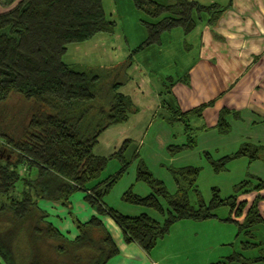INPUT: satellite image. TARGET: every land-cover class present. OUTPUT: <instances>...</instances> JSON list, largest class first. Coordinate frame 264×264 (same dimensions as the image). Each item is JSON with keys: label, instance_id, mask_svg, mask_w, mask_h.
Wrapping results in <instances>:
<instances>
[{"label": "trees", "instance_id": "1", "mask_svg": "<svg viewBox=\"0 0 264 264\" xmlns=\"http://www.w3.org/2000/svg\"><path fill=\"white\" fill-rule=\"evenodd\" d=\"M131 1L145 16L141 23L147 35L134 55L150 47H161L163 35L167 33L181 30L185 37L189 36L204 19L215 28L233 6V0L225 7L205 6L193 0H170L169 4L154 0ZM104 4L105 0H0V6L10 7L0 14V105L13 95L31 105L30 114L15 119L11 136L0 134L3 143L0 156L5 155L0 158V198H4L0 199V216L8 215L6 218L11 219L7 221L6 232H19L20 236L9 235L12 237L8 239V249L0 250L6 264H107L118 254L98 218L77 225L79 238L67 242L47 222L48 214L38 207L41 201H57L69 208L71 197L78 191L87 194V204L95 208L99 216L108 215L113 219L126 245H136L147 255L169 235L175 224L217 220L216 212L222 208L230 211L223 222L237 227V237L252 238L255 229L264 226V217L259 211L264 197L258 195L250 206L247 201H239L240 195L264 191V181L260 179L256 184L240 183L236 194L226 199L218 189H213L212 199L206 204L197 187L201 168L169 167L177 189L171 195L165 184L149 171L136 149L133 150L132 141L126 140L107 157L94 154L105 132L126 124L137 112L131 97L119 92L124 83L116 82L103 89L97 75L64 60L70 46L88 44L100 35L114 34L116 24L107 18ZM188 78V75L179 80L168 77L166 85L163 84L166 91L161 94V107L169 116L162 115L161 119L170 127L180 125L185 137L184 144L167 147L170 156L194 151L199 136L210 130L203 119L214 102L183 112L164 100L172 96L171 88L175 84H188ZM28 115L32 116L25 124ZM229 118L239 121L241 115L222 108L215 125L219 135L231 133ZM201 120L199 125L194 124ZM203 157L212 171L219 174L239 159H247L250 164L264 163V146L244 143L236 153L220 160L207 152ZM112 160L119 162L118 172L103 183H97ZM134 162H137V182L147 185L151 194L143 198L130 189L122 196V201L155 211L163 217L162 224L147 215L125 217L104 206V198ZM88 230H98L102 237L93 240ZM3 231L0 234L5 233ZM241 245L245 251L261 247L248 242ZM18 246L25 255L20 254ZM238 261L258 264L264 262V257L246 261L243 254H236L218 264Z\"/></svg>", "mask_w": 264, "mask_h": 264}, {"label": "crops", "instance_id": "2", "mask_svg": "<svg viewBox=\"0 0 264 264\" xmlns=\"http://www.w3.org/2000/svg\"><path fill=\"white\" fill-rule=\"evenodd\" d=\"M9 8L1 5L0 14L7 12ZM215 30L217 33L214 32ZM217 34L225 38L226 42L216 38L217 36L214 35ZM182 42L190 46L188 48L190 53H181L179 62L173 63L179 68L175 71L177 74L173 78L179 80L188 75L189 83L175 84L171 88L172 96L164 97V100L177 105L183 112H189L201 105L214 102L213 108L204 113L203 123L210 130L199 137L197 150L191 153H181L173 158L167 154L164 156L163 152L165 153L169 145L184 143L171 144L172 132L164 123L157 121L162 111L161 94L166 91L163 84L166 85L165 79L169 76L158 77V74L152 75V72L148 73L146 82L142 81V84L138 82L134 85L137 92H134V97L131 99L137 112L130 116L126 124L105 132L94 149L96 156L107 157L113 154L123 142L130 140L133 143V150L136 149L147 167L156 171L153 172L156 179L164 184L170 183V178L165 172L158 171L162 163H184L185 167H188L192 166L191 163L194 165L196 159L200 160L204 152L211 154L215 160H220L236 153L243 143L264 146V0H233L232 8L219 20L217 28L212 29L204 19L192 34L182 39ZM162 46L158 48L161 49ZM195 50L198 53H191ZM171 54L173 53H167L164 56L168 57ZM166 60L163 59L164 64ZM222 108L235 110L241 115L239 121L228 119L231 133L227 136L219 135L215 130L218 114ZM151 136L146 147V141ZM244 160L239 162H243L241 164L244 165L246 164ZM262 164L258 163V168L252 175L264 181L262 178L264 165ZM133 166L134 164L126 173L128 174L127 180L124 182L121 180L104 198V206L125 217L137 218L147 215L162 224L163 217L158 213L154 214L156 212L153 210L128 205L122 201V196L133 187H135V192L132 190L133 193L139 197L144 198L151 194L148 189L136 190L137 183L133 182L135 178ZM118 169L113 165L111 171L106 172L105 177H100L97 183H103L115 176ZM249 182L256 184L255 181ZM173 185L175 184H170L168 188L165 184L171 195L177 191L176 186ZM197 187L200 191L198 181ZM258 195L264 197V191L240 196L255 199ZM86 196L87 194L83 191L73 194L69 208L61 206L57 201H41L38 207L48 214L47 222L67 242H74L79 238L80 232L77 225L98 218L118 250V254L107 264H218L223 261L220 259L226 261L230 256L227 258L225 255L221 258L218 253L213 252L230 246L237 240L235 235L237 227L233 225L236 231L230 229L229 224L231 223L223 222L224 219L219 216L217 220L205 222L182 221L175 224L169 235L158 243L150 255H147L136 245H126L123 233L113 219L108 215L99 216L96 209L87 204ZM193 196L191 198L195 200ZM252 203H248L249 206ZM263 209L264 200L259 204L260 214L264 217ZM239 221L242 222V219ZM209 223L212 225H207ZM88 231L93 240L102 237V233L98 230ZM260 246L263 247L261 244ZM245 259L246 261L251 260L246 257ZM233 264L244 263L238 261ZM258 264H264V262Z\"/></svg>", "mask_w": 264, "mask_h": 264}, {"label": "rangeland", "instance_id": "3", "mask_svg": "<svg viewBox=\"0 0 264 264\" xmlns=\"http://www.w3.org/2000/svg\"><path fill=\"white\" fill-rule=\"evenodd\" d=\"M154 1L161 4L170 3V0H154ZM193 1H196L205 6H210L215 4L220 7H225L229 2V0H193ZM104 8L107 18L115 22L116 24L114 34L100 35L88 44L70 46L68 53L64 59L65 62L73 66L90 70L93 74L97 75L100 78L99 83L100 86L103 87V89L104 88L108 89L112 84H115L116 82L124 83V85L120 88L119 92L131 98L134 97V92H137L134 85H136L138 82H140V84H142V81L146 82L148 78V73L150 72H152V75L154 73L158 74V77L160 76H164V78L166 76L175 77V75L177 74L175 71H178L179 68H177L174 64L175 63L177 64L179 62L181 58V53H190V51H188L189 50L188 48H190V46H188V44L186 46V44H183L182 42V39H185V37L181 32V30H177L172 33H167L163 35V40H162L163 46L161 49L158 47H150L144 50L143 52H141L139 55H134L133 54L134 51L146 40V36H147L146 31L141 23V21L145 19V16L141 14L139 11H137L131 0H105ZM217 26L218 24L216 25L215 28H217ZM214 32L217 33L216 30ZM214 36H217L216 38H218L220 41L225 40L226 42V39L223 38L221 35L217 34ZM167 53H173V54H171L168 57L164 56L167 55ZM191 53H198V51L195 50L194 52ZM162 58L167 59L165 61V64L163 63L164 61ZM172 64L173 67L171 66ZM30 109H31L30 104L26 103L21 97L15 95H13L6 103L0 105V134L11 136V133L14 132V128L16 125L15 119L16 118L21 119L22 117H24V115L26 116L27 114H30L29 113ZM162 115L167 117L169 116L168 111H166L164 108H162L161 114L158 117L157 121L159 123H164V125H166V127L172 132L173 141L171 144L185 143V137L182 135L183 134L182 127L178 124L175 125L174 127H170L165 120L161 119ZM31 116L32 115H28L26 117L25 124L29 123ZM208 122L210 121L208 120ZM200 123H202V121L199 122L196 121L194 124L199 125ZM152 136L148 137L146 141V147L148 146V142L152 138ZM0 145H3V143L0 142ZM196 150L197 149H195L194 151ZM194 151H187L183 153L184 154L191 153ZM166 152L167 149L165 153L163 152L164 156H166L167 154L171 158L175 157V156H170L168 152L167 153ZM2 157L5 158V155L0 156V158ZM243 160L244 159L237 160L236 162H234L233 165L228 166L227 171L219 174H215L212 171L211 166L204 159L203 154L201 155L200 160L196 159V161H194L195 162L194 165L191 163L192 166H188V167L201 168V174L198 178L199 179L198 184L200 186L199 189L201 192L202 199L206 203H209L211 201L213 189H218L222 198H228L236 194V186L239 185L240 183L245 181H256L258 179L254 177L252 174L256 172L255 169L258 168V163L260 162L263 163V162L256 161L250 164L249 161L245 159L244 161H246V164L243 165L241 164L243 162H239ZM133 164L134 166L132 169H135V178L133 182L135 184L137 183L136 190H140L141 188H144V189H148L151 192V190L148 188L147 185L141 182H137L136 180L137 162ZM113 165L116 168H120V164L118 161L116 160L110 161L107 170L103 173V175H101L102 178L105 177L106 172L111 171ZM262 165H264V163ZM182 166L185 167V164L162 163V165L158 167L159 172H165L170 178L169 180L170 183L167 182L165 183L168 188L170 184H175L173 177L170 175L168 171V168L169 167L183 168ZM148 169L155 177V174L153 172L156 171L150 168ZM131 175H133V173H131ZM127 178H128V174L127 175L125 174L121 180L124 182L127 180ZM262 178H264V176ZM121 180L119 182H121ZM132 190L134 191L135 187H133ZM193 197L195 199V196ZM0 199L3 200L4 198H0ZM191 200L192 203L194 204L195 201L193 200V198H191ZM239 201H247L248 203H252L255 201V199L254 198L250 199L249 196H240ZM162 203L164 206H166L163 201ZM216 213L219 216V218L222 219H226L230 216L229 214L230 211L228 210V208L219 209ZM154 214L157 215V213ZM7 216L8 215H6V217ZM6 217L3 218L0 216V231L4 230L3 232H5L3 234H0L1 251H5L6 249H8V245H9L8 239H10L12 236L20 237L19 232L18 234L13 232H9V233L6 232L8 230L7 226L9 225V222L7 221L11 220L10 218H6ZM3 219L5 220V222L3 221ZM158 219L160 218L158 217ZM207 225H212V224L209 223ZM233 225L234 224H229V227L230 229L235 230L234 228L235 225L234 226ZM13 231L15 232L16 229H13ZM253 233L254 234L252 238L244 235H240L239 237H237L238 234V230H237V233H235L237 238L236 243L230 246L228 245L225 248H221L219 249V251H214L213 253L214 254L218 253L221 258H223L225 255L226 257L227 256L231 257L236 255L237 253H243L244 256L248 259H256V258L264 257V248H263L264 226L258 227L257 229H255ZM18 239L19 241H21L20 238ZM243 242H248L250 244H257V245L261 244L263 245V247L256 249L252 248L243 251L241 246ZM18 249L20 254H22L23 249L21 248V246H18ZM22 255H25V253H23ZM18 258L20 257L18 256ZM220 260H223L221 262L225 261V259H220ZM0 264H6L1 256H0Z\"/></svg>", "mask_w": 264, "mask_h": 264}]
</instances>
